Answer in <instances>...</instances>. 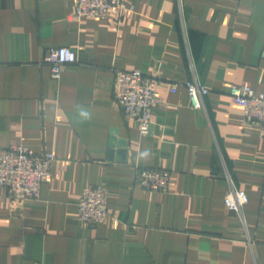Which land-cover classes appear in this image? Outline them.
<instances>
[{
  "label": "crops",
  "instance_id": "0c3cea01",
  "mask_svg": "<svg viewBox=\"0 0 264 264\" xmlns=\"http://www.w3.org/2000/svg\"><path fill=\"white\" fill-rule=\"evenodd\" d=\"M77 0H0V149L54 155L38 200L0 188V264H264V139L229 90L264 95V0H126L117 22L74 18ZM77 61L53 78L44 58ZM158 78L148 135L114 103L116 73ZM207 88L193 109L185 84ZM91 120L76 123L75 105ZM145 149L148 157L137 163ZM165 169L166 192L138 169ZM109 217L84 225V190ZM244 191L242 217L224 198Z\"/></svg>",
  "mask_w": 264,
  "mask_h": 264
},
{
  "label": "built area",
  "instance_id": "2783aa9c",
  "mask_svg": "<svg viewBox=\"0 0 264 264\" xmlns=\"http://www.w3.org/2000/svg\"><path fill=\"white\" fill-rule=\"evenodd\" d=\"M126 0H77L74 18H105L113 16L118 22L125 10ZM77 61L76 53L68 47L50 48L44 58L53 78L59 79L66 66ZM185 90L191 107L201 109L203 97L208 90L197 82H187ZM232 101L241 106L246 123L259 125L260 138L264 139V95L254 94L248 84L232 86L229 90ZM114 103L123 114L136 120L139 132L145 136L151 128L153 107L161 102L158 92V78L147 76L140 70L116 73ZM54 155L46 152L35 154L30 148L12 145L0 149V188L8 198L17 204L38 200L41 186L51 181ZM135 179L143 189L152 192H166L170 174L165 169H138ZM107 193L98 186L84 190L77 204L79 220L93 227L103 224L109 217ZM225 206L242 217L248 196L242 190L230 188L224 198Z\"/></svg>",
  "mask_w": 264,
  "mask_h": 264
},
{
  "label": "clouds",
  "instance_id": "9594fccd",
  "mask_svg": "<svg viewBox=\"0 0 264 264\" xmlns=\"http://www.w3.org/2000/svg\"><path fill=\"white\" fill-rule=\"evenodd\" d=\"M74 111H75L74 119H75V122L78 124L85 123V122L91 120V118H92L91 111L82 104H76ZM148 155H149L148 149H145L143 151L138 152L136 155L137 163H139L140 160L148 157Z\"/></svg>",
  "mask_w": 264,
  "mask_h": 264
}]
</instances>
